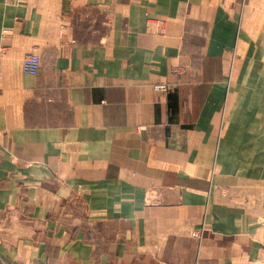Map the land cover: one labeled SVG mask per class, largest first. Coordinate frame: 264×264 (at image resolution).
<instances>
[{
  "label": "crops",
  "instance_id": "0c3cea01",
  "mask_svg": "<svg viewBox=\"0 0 264 264\" xmlns=\"http://www.w3.org/2000/svg\"><path fill=\"white\" fill-rule=\"evenodd\" d=\"M0 264H264V0H0Z\"/></svg>",
  "mask_w": 264,
  "mask_h": 264
},
{
  "label": "built area",
  "instance_id": "2783aa9c",
  "mask_svg": "<svg viewBox=\"0 0 264 264\" xmlns=\"http://www.w3.org/2000/svg\"><path fill=\"white\" fill-rule=\"evenodd\" d=\"M24 69L27 72L38 74L41 69V57L38 54H29L24 59ZM158 90H167V86L163 84L155 85Z\"/></svg>",
  "mask_w": 264,
  "mask_h": 264
}]
</instances>
